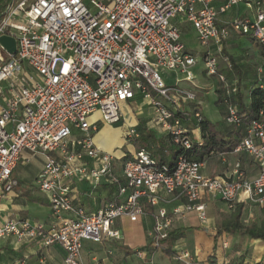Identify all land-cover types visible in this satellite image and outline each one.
Segmentation results:
<instances>
[{"label": "built area", "instance_id": "2783aa9c", "mask_svg": "<svg viewBox=\"0 0 264 264\" xmlns=\"http://www.w3.org/2000/svg\"><path fill=\"white\" fill-rule=\"evenodd\" d=\"M242 2L254 17L221 20ZM183 22L194 27L206 47V73L217 76L227 94L236 91V80L229 81L219 71L216 52H222L232 32L250 35L264 48V0H0V38L16 41L15 52L0 41V202L18 185L13 172L23 151L29 150L46 156L37 184L48 195L53 214L50 226L29 220L0 223V239L14 235L45 247L59 245L66 253L65 264H83L85 240L120 239L115 221L123 216L137 221L146 203L158 207L162 191L179 193L186 202L172 212L159 208L155 213L150 236L156 249L168 237L174 216L195 210L207 222L202 202L206 195L219 196L229 209L238 203L264 208V110L244 124L236 106L224 101L226 123L244 128L233 153L251 157L258 169L252 179L239 162L230 175L211 176L204 172L205 160L180 154L170 168L159 165L146 149L138 150L117 172L120 158L95 141L97 113L108 124L119 123L124 103L140 95L153 107L154 123L168 132L171 142L191 148L183 121L193 117L199 124L203 113L194 108L189 115L184 105L196 102L197 93L178 82L168 85L159 72L179 71L186 74L184 81L195 83L191 69L197 57L182 40ZM258 70L263 73V65ZM260 82L264 85L263 78ZM127 136L137 139L140 133L131 127ZM75 178L94 186L106 181L118 188L121 199L87 213L73 204L67 181ZM174 261L207 264L188 250H177Z\"/></svg>", "mask_w": 264, "mask_h": 264}, {"label": "crops", "instance_id": "0c3cea01", "mask_svg": "<svg viewBox=\"0 0 264 264\" xmlns=\"http://www.w3.org/2000/svg\"><path fill=\"white\" fill-rule=\"evenodd\" d=\"M233 33V32H232ZM235 33V32H234ZM231 36V35H230ZM254 40V39H253ZM227 41V40H226ZM225 41V43H226ZM255 41V40H254ZM256 42V41H255ZM224 43V45H225ZM261 46V45H260ZM213 50L216 52V47H213ZM221 53V52H220ZM217 54V52H216ZM264 67V66H263ZM206 72V70L204 69ZM223 73V72H222ZM234 81V80H233ZM169 85V84H168ZM170 86H172L170 84ZM185 87H190L196 91L197 84L194 85L185 81L183 85ZM222 89V84L219 82L218 88ZM217 92V90H216ZM218 93V92H217ZM138 95L134 100L129 101L128 103H124V106H131L132 110L137 114H140L143 106H150L145 103L142 98H138ZM191 105V110L184 109L191 114L194 108H199L202 112V106H200V102H189L187 103ZM219 104V103H218ZM221 106V115L223 121L226 123L225 117L226 112L224 111V107ZM203 113V112H202ZM205 115V114H204ZM208 119H210L207 115H205ZM154 118H151L150 121L139 120L136 123V126L141 122H146L147 126L150 129H153L160 140H166L167 143H172L170 136L167 131L162 129L160 126H157L154 121ZM134 126L136 129L137 127ZM183 126L189 130V137L191 141H199L202 138L201 135V126L196 123L193 117L189 120L186 119L183 121ZM229 126L227 123L224 127ZM102 127L99 128V131L94 135L96 143L104 150L110 151V142L111 140L100 133ZM138 130V129H137ZM140 133V132H139ZM103 138V139H102ZM136 139H130V143L132 144L131 149L125 153H130L132 158L135 156L138 151L134 146V141ZM133 150V151H132ZM112 153V152H111ZM114 154V153H113ZM221 155H213L208 157L205 161L207 162L205 174L211 176H226L230 175L232 170L235 167V164L239 162L241 164V168L245 171L246 176L250 179L254 178L258 174V169L255 163L252 161L251 157L246 153H222ZM124 155V156H125ZM124 156L120 158L119 161L116 162V171H120V165L125 162ZM217 158L220 163H212L213 158ZM46 164V156L41 153H33L29 150H24L20 159L19 164L13 172V177L17 179L18 185L8 193L0 202V223H3L7 220L13 221H21V220H29L31 223H41L46 226H50L53 221V214L50 205V201L48 195L42 192L37 184V178L39 174L42 172L44 166ZM67 184L70 186V195L73 198V204L75 207H82L86 210L87 213H95L100 208L104 207L110 201L118 200L120 201L121 197L118 194V188L106 181H103L98 186H94L90 184L86 180L81 179H72L71 181H67ZM162 199L159 202L158 207H153L152 205L146 203L145 204V213L139 217L137 221H132L137 223L138 226L146 230L147 235L150 236V231L153 229L155 224L154 215L159 208H166L168 211L172 212V210L180 205H184L186 200L185 197L180 195L179 193L175 195H168L165 192H161ZM219 196L215 195H206L203 197L202 202L207 205L206 212L208 220L206 223H203L199 218L197 211L193 210L188 212L185 216H174L173 223L170 228V231H176L181 234L182 237L174 244L173 249L176 255L177 250H188L190 251L197 259L203 262H207V264H223L226 262L232 263H240V262H255L264 260L263 254H252L251 252H237L238 255L232 254L231 256H226L225 254L216 255L213 250V244L211 246L210 241L206 236H215L216 227H217V216L218 214L225 213L221 212L218 207V203L221 202ZM253 207L256 205L246 204L244 209L247 207ZM70 214V213H69ZM128 217H120L117 219L113 225V228L118 230L122 237L120 239H106L102 242H94L91 240H85L83 242L82 248V262L83 264H92L95 261L101 262L102 264H122L124 260L129 257V252H125L122 250H117L111 245L118 244L126 246V238L123 235L120 224L124 222ZM199 221L201 224H206L207 228L197 227V226H180V222L190 223L192 221ZM139 227V228H140ZM188 232H192L196 239H201L202 243H199L198 251L192 252L188 248H186L185 243L182 239L186 236ZM224 234L221 237L222 247H224L222 241ZM248 237V236H245ZM152 239V238H151ZM252 239V246L262 245L264 242ZM229 243L228 240H225ZM152 242V240H151ZM164 244V243H163ZM166 245V244H165ZM161 255H166L167 252L164 251V246L161 248H153L151 243L144 250L138 251V257L143 260L145 263L155 264L154 256L158 253ZM241 251V250H237ZM140 252H145V255L140 256ZM246 256V260H239L238 256ZM250 255V256H249ZM66 253L64 249L59 245H51V246H43L40 241L35 240H22L19 241L18 238L14 235L5 237L0 239V264H65ZM244 256V257H245ZM212 257V259H211ZM214 257V258H213ZM174 261V257L172 259ZM177 264H182L180 262H176ZM169 263V264H175Z\"/></svg>", "mask_w": 264, "mask_h": 264}, {"label": "rangeland", "instance_id": "374dc122", "mask_svg": "<svg viewBox=\"0 0 264 264\" xmlns=\"http://www.w3.org/2000/svg\"><path fill=\"white\" fill-rule=\"evenodd\" d=\"M220 1V0H219ZM245 16L254 17V12L250 9L245 3H240L235 5L227 13L221 16V20L234 21L236 19L243 18ZM180 27L182 29V40L185 43L187 49L192 52L197 57V64L192 67V71L195 74V83L197 84L196 93H197V102H200L202 106L203 114L207 115L210 120L214 123H219L220 126H225L226 123L222 119L221 115V106L217 103L218 93L216 92L219 79L217 76H210L204 71V54L206 52V47L202 45L198 39V35L194 27L190 23H181ZM225 47L229 54H231L237 60V64L240 67L242 73H252L253 79L259 80L260 78L264 79V72L259 73V67L264 66V48L257 44L250 35L240 34V33H231V36L227 39ZM217 56L220 61L219 69H224L227 66V63L224 62L221 53H217ZM162 77L164 78L167 84L175 86L178 82L180 85L185 84L186 74L179 71H170L163 68L159 69ZM257 74V75H256ZM231 81L236 80L235 76L229 78ZM141 98V97H138ZM185 109L191 110V105L186 104ZM140 114H137L132 110L131 106L123 107V117L119 123L108 124L102 121L100 114L97 113L99 117V128L102 127L100 133L108 137L110 142V151L114 153L117 157L122 158L127 151L131 149L130 138H128L127 133L131 127L136 126V123L139 120L150 121L151 118H154L155 113L152 106H143ZM73 133L77 136H80L81 133L78 130H73ZM103 139V138H102ZM180 146L176 144L168 143L166 144V158L168 166L173 162V155L175 150L179 149ZM133 151V150H132ZM212 163H220V161L215 157L212 160ZM206 171V168L204 169ZM218 207L221 212L230 213L227 203L221 201L218 203ZM125 217V216H124ZM264 218V208L260 206L247 207L244 213V222L252 223ZM34 223V222H33ZM189 225L207 228L206 224H201L199 221H192L190 223L180 222V226L186 227ZM137 223L132 222L130 219H125L122 224H120L121 231L126 238V246L113 244L109 242V245L114 247L117 250H122L129 252V257L122 262V264H150L145 263L138 257V251L144 250L151 243V238L147 235L146 230L139 228ZM210 241L211 246L213 244V250L216 255L220 253L226 256H231L232 254L238 255L237 252H245L246 254L251 252L252 254L261 255L264 253V244L252 246V239L250 237H242L238 233H224L222 241L228 240L229 246L225 250L221 244V238L217 241L214 240V236H206ZM185 243L186 248L192 252L198 251L199 243H202L201 239H196L192 232H188L186 236L182 239ZM252 241V242H251ZM241 250V251H237ZM158 251L154 256L155 264H169L175 263L172 261L175 257V253H167L166 255H161ZM245 256V255H244ZM238 256L239 260H246L245 257ZM250 256V255H249ZM207 263V262H206ZM177 264V263H175Z\"/></svg>", "mask_w": 264, "mask_h": 264}, {"label": "trees", "instance_id": "16d2710c", "mask_svg": "<svg viewBox=\"0 0 264 264\" xmlns=\"http://www.w3.org/2000/svg\"><path fill=\"white\" fill-rule=\"evenodd\" d=\"M221 54L224 62L227 63V66L224 69H219V71L223 72L229 81H231L229 78L232 76H235L237 79L236 91H231L230 94H227L226 90L217 89V103L224 107V111L227 114V107L224 101L225 99L231 101L236 106L239 115L243 119V123L248 124L252 119L257 118L260 112L264 110V85L261 84L260 79H257V76L256 79H253L251 72L242 73L237 64V60L228 53L225 45ZM199 124L201 126V140L192 141L190 149H183L180 147L175 150L173 155L174 160L169 166L170 168L175 165L180 154L186 155V157L191 160L204 161L212 156L210 155L212 151L215 152L216 155L233 152L244 134L243 127L236 128L227 126L223 128L219 123L212 122L204 114ZM136 127L140 132V137L134 141L136 149H146L151 153L153 158L156 159L159 165H168L166 158L167 141L160 140L157 133L153 129H150L146 122H140ZM131 158L132 155L127 153L124 156V161ZM244 208V204L238 203L233 209H231L230 213L218 214L216 234L214 236L215 241L219 240L224 233L228 232L238 233L242 237L248 236L264 242V218L249 224L245 223ZM181 237L182 235L176 231H170L162 245L164 246V251L167 253H174L173 246Z\"/></svg>", "mask_w": 264, "mask_h": 264}, {"label": "water", "instance_id": "95a60500", "mask_svg": "<svg viewBox=\"0 0 264 264\" xmlns=\"http://www.w3.org/2000/svg\"><path fill=\"white\" fill-rule=\"evenodd\" d=\"M0 41L10 52L16 51V41L13 37L2 36Z\"/></svg>", "mask_w": 264, "mask_h": 264}]
</instances>
